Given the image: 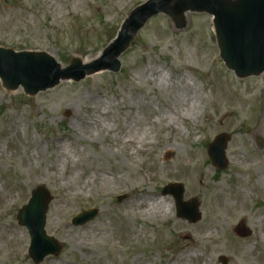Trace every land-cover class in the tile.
I'll return each mask as SVG.
<instances>
[{
	"label": "rangeland",
	"instance_id": "1",
	"mask_svg": "<svg viewBox=\"0 0 264 264\" xmlns=\"http://www.w3.org/2000/svg\"><path fill=\"white\" fill-rule=\"evenodd\" d=\"M145 1L0 0V46L64 68L89 63ZM120 60L118 71L32 96L0 79V264H35L18 212L39 186L52 196L46 232L61 247L40 264H264V73L238 77L212 15L194 11L182 28L151 18ZM220 133L231 136L224 170L207 152ZM174 182L199 201L200 221L178 217L162 194ZM145 195L161 208L139 207ZM93 208L94 219L72 222ZM241 222L248 237L233 229Z\"/></svg>",
	"mask_w": 264,
	"mask_h": 264
},
{
	"label": "water",
	"instance_id": "2",
	"mask_svg": "<svg viewBox=\"0 0 264 264\" xmlns=\"http://www.w3.org/2000/svg\"><path fill=\"white\" fill-rule=\"evenodd\" d=\"M188 11L206 12L213 16L216 37L221 56L226 65L239 77L259 75L264 72V0H146L137 5L124 19L115 38L94 61H73L66 68L52 56L43 52L19 51L0 46V79L9 89L22 86L32 96L54 87L61 79L80 81L88 74L105 69L118 71L121 54L129 47L140 29L158 14L170 16L178 28L185 25ZM231 136H217L209 147V155L215 165L227 166L226 148ZM182 183H170L162 194L174 197L179 217L197 222L202 215L199 201L184 199ZM121 200V198H120ZM52 196L44 186H39L18 213L19 223L26 226L31 237L30 254L35 263H40L50 254L58 255L59 243L45 231L46 216ZM98 209L86 210L74 217V224L92 220ZM241 236L250 231L243 223L235 228ZM224 264L227 258H220Z\"/></svg>",
	"mask_w": 264,
	"mask_h": 264
},
{
	"label": "bare ground",
	"instance_id": "3",
	"mask_svg": "<svg viewBox=\"0 0 264 264\" xmlns=\"http://www.w3.org/2000/svg\"><path fill=\"white\" fill-rule=\"evenodd\" d=\"M93 58H91L90 56L86 57L85 61L86 62H90ZM260 128L259 127H256V129L254 130V134L256 136H259L260 135ZM191 182L194 184V185H197L196 181H195V178L192 176L191 178ZM202 184V182H201ZM138 205L139 207H145L146 210L149 212V211H152L154 209H158V208H161V204L157 201H153L151 199H149L147 197V195L143 196V197H140L139 200H138Z\"/></svg>",
	"mask_w": 264,
	"mask_h": 264
}]
</instances>
